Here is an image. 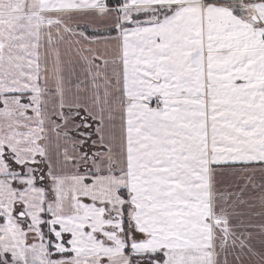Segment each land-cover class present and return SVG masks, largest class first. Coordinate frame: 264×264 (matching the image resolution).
<instances>
[{
	"label": "crops",
	"instance_id": "crops-1",
	"mask_svg": "<svg viewBox=\"0 0 264 264\" xmlns=\"http://www.w3.org/2000/svg\"><path fill=\"white\" fill-rule=\"evenodd\" d=\"M92 207L141 240L70 251ZM155 252L264 264V0H0L1 264Z\"/></svg>",
	"mask_w": 264,
	"mask_h": 264
},
{
	"label": "rangeland",
	"instance_id": "rangeland-1",
	"mask_svg": "<svg viewBox=\"0 0 264 264\" xmlns=\"http://www.w3.org/2000/svg\"><path fill=\"white\" fill-rule=\"evenodd\" d=\"M129 209L133 210L131 207ZM104 214H107L106 218H103V217H105V216H103ZM91 215H93L91 222L94 224L91 228V231L89 233H85L84 234L85 237H83V239L81 238L79 241L77 239L79 238L81 233L79 235H77L76 237H73V239H69V240H72L71 242L73 243V245L68 246L70 251H72L74 253L75 252H77V253H80V252H87V253L117 252V250L125 249L127 247V242H128L127 238L134 240L135 237H137V238L139 237L138 240H141L140 233L139 232H133L132 229L129 231V237L126 238L125 235L127 233L126 232L127 230H124V228L122 226L124 220L122 219V217H119L117 219L116 218L110 219L109 218L110 214L108 213V209L106 210V208H104V207L102 209H96V207H92L90 209V216ZM90 216L88 218H90ZM123 216H124V214H123ZM45 225L47 228L46 236H48V237L49 236H56L59 239H61L62 241H65V244H66V241L68 239L65 238L66 234H64V232L66 230H68V232H69V229H71V228H69L68 226L61 225L58 222H55V221L51 222L48 220L46 221ZM191 225L193 226L195 224L160 227V229H162V231H161L162 232V238L163 239L167 238L169 241L172 240V242H173V239H175L178 236H189V237H191L192 228L190 231L188 230L189 232L186 231L187 229L190 228ZM197 226H198L197 228H199L198 224H197ZM54 228H56L57 230H54ZM203 230L205 232L206 227H204ZM200 232H202V231H200ZM50 233H51V235H50ZM154 233H156V232H154ZM143 235H145V234H143ZM80 242H81V245L78 246L77 243H80ZM68 248H66V247L63 248L62 253L63 252L67 253L69 250ZM147 257L150 258L148 263H150V264H161L160 263L161 261H159V258L161 257V255L158 254L157 252H155L154 254H150V256H147Z\"/></svg>",
	"mask_w": 264,
	"mask_h": 264
},
{
	"label": "trees",
	"instance_id": "trees-1",
	"mask_svg": "<svg viewBox=\"0 0 264 264\" xmlns=\"http://www.w3.org/2000/svg\"><path fill=\"white\" fill-rule=\"evenodd\" d=\"M0 264H1V262H0Z\"/></svg>",
	"mask_w": 264,
	"mask_h": 264
}]
</instances>
